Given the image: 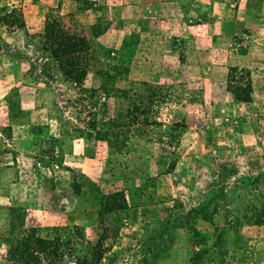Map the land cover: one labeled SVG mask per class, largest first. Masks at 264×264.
I'll list each match as a JSON object with an SVG mask.
<instances>
[{
  "label": "rangeland",
  "instance_id": "rangeland-1",
  "mask_svg": "<svg viewBox=\"0 0 264 264\" xmlns=\"http://www.w3.org/2000/svg\"><path fill=\"white\" fill-rule=\"evenodd\" d=\"M32 234L43 264H264V0H0V264Z\"/></svg>",
  "mask_w": 264,
  "mask_h": 264
},
{
  "label": "trees",
  "instance_id": "trees-1",
  "mask_svg": "<svg viewBox=\"0 0 264 264\" xmlns=\"http://www.w3.org/2000/svg\"><path fill=\"white\" fill-rule=\"evenodd\" d=\"M47 49L52 58L58 63L64 76L71 82L81 84L87 77V55L90 51L86 38L69 32L63 23L57 19H49L45 26ZM250 75L244 71L233 69L230 75V88L236 100L250 102L252 81ZM30 240V242H28ZM61 244L37 237L32 234L20 246H13L15 262L17 264H43L41 254L51 255L61 253Z\"/></svg>",
  "mask_w": 264,
  "mask_h": 264
},
{
  "label": "crops",
  "instance_id": "crops-1",
  "mask_svg": "<svg viewBox=\"0 0 264 264\" xmlns=\"http://www.w3.org/2000/svg\"><path fill=\"white\" fill-rule=\"evenodd\" d=\"M235 1V0H234Z\"/></svg>",
  "mask_w": 264,
  "mask_h": 264
}]
</instances>
